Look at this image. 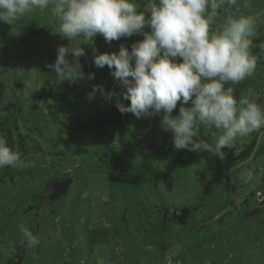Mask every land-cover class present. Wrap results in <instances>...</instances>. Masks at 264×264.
Listing matches in <instances>:
<instances>
[{
    "label": "rangeland",
    "instance_id": "rangeland-1",
    "mask_svg": "<svg viewBox=\"0 0 264 264\" xmlns=\"http://www.w3.org/2000/svg\"><path fill=\"white\" fill-rule=\"evenodd\" d=\"M136 3L144 10L150 0ZM262 13L264 0H237L217 11L212 29L230 14L256 16L250 52L257 49L264 60ZM58 23L50 10H37L13 26L0 23V98L14 104L0 111V119L13 116L6 140L28 165L0 168V264H264V152L249 153L252 134L225 146L239 157L232 166L222 155L219 164L208 165L201 151L176 150L173 134L161 127L163 111L137 119L117 109V102L130 103L123 98L127 84L108 67H96L94 56L118 51L121 44H107L97 34L80 44L86 53L79 58L82 79L50 73L47 65L55 62L58 47L71 43L57 32ZM142 38L121 39L131 46ZM232 87L237 99L264 107V63ZM36 126L42 133L32 130ZM199 135L216 144L202 126ZM53 150L61 155L49 154ZM101 152L133 158V166L112 173L96 156ZM49 179L68 186L53 199H39ZM246 205L260 211L247 216ZM180 209L188 211L185 224L169 215ZM21 226L39 238L38 245H26Z\"/></svg>",
    "mask_w": 264,
    "mask_h": 264
},
{
    "label": "clouds",
    "instance_id": "clouds-1",
    "mask_svg": "<svg viewBox=\"0 0 264 264\" xmlns=\"http://www.w3.org/2000/svg\"><path fill=\"white\" fill-rule=\"evenodd\" d=\"M225 4L236 5L237 0H150L144 10L136 0H0V23L13 26L37 10H50L59 21L57 32L71 42L59 46L55 62L47 65L60 80L83 78L82 42L97 34L108 43L133 34L142 36L131 44V51L121 45L118 51L94 56L96 67L108 66L114 79L127 84L123 98L130 103L117 102V109L137 119L163 111L161 127L173 134L176 150L212 151L199 135L204 126L215 139V153H220L237 138L255 132L264 136V107L247 98L237 99L232 87L256 70L258 58L250 52V38L257 17L230 14L213 31L217 11ZM73 69H78L75 75ZM178 101V114L173 115ZM0 103L6 101L0 98ZM5 166L28 165L0 134V168ZM252 178L249 173L247 179ZM20 231L28 247L39 244L27 227L21 226Z\"/></svg>",
    "mask_w": 264,
    "mask_h": 264
},
{
    "label": "trees",
    "instance_id": "trees-1",
    "mask_svg": "<svg viewBox=\"0 0 264 264\" xmlns=\"http://www.w3.org/2000/svg\"><path fill=\"white\" fill-rule=\"evenodd\" d=\"M262 17L264 18V13H262ZM145 29H150V28L146 25ZM20 32H21L22 35L25 33V31H23V30L20 31ZM106 43L114 45V46H117V47H119L120 44H121L124 47L128 48L129 51H131L130 44H128L126 41L122 40L121 38L118 39V40H113L110 43H108V42H106ZM20 45L22 46V44H20ZM252 55H255L258 58L257 64H263L264 63V60L262 59L261 54L258 52L257 49H255L253 51ZM176 59L179 62L180 59H178V58H176ZM106 67H108V66H106ZM50 73L55 75V73H53L52 71ZM13 108H14V104L12 102L6 101V103H0V111H4V110L5 111H10ZM12 118H13V116L12 117L4 116V118H2V120L0 119V134H1V132L5 133V137H7V138H10L9 128L12 129V127H11L12 124L9 123V122L12 120ZM14 124H15V126H14V128L12 130L13 132H14V130H16L15 127L18 125L17 119H15V123ZM7 125H8V127H6ZM33 125H35V124H33ZM202 128L204 129V133L207 136H210L211 138H213L212 135L209 133V131L204 126H202ZM32 130L42 133L40 128L37 127V126L35 128H32ZM252 136L249 139V143H248L249 145H247V148L249 149V153L253 152L254 156L255 155L257 156V155H259V153H263L264 152V136H262L261 133H259V132L252 133ZM259 136H260V140L257 143V145H255L256 140H257V138ZM46 139H48L51 143H53L52 146L54 147L55 143L52 140V138L46 137ZM62 139H63L64 145L66 146V148L68 150H71L70 143H69V137L65 136ZM210 148L212 149V151H209V152L201 151V156L205 159V161L208 163V165L215 164V163L219 164L220 163V155H222L223 158H225V160H226V162L228 163L229 166H232L233 165L232 163L237 158H239V157H236V156L234 157L233 156V153H232L233 149L232 148L223 147L220 150L221 154L220 153H215V143L211 144ZM19 149L18 150L22 151L23 152L22 154L24 155V152H26V151H24L25 150L24 146L21 143L19 144ZM25 154H27V153H25ZM49 154H53V155H56V156H60L61 155V153H59L57 150H53ZM96 156L105 163V166L112 173L115 172V173L122 174V173H125V172L129 171V169L133 166V161H134L133 158H119L118 156H113V155L109 156V155H107L106 153H103V152H101L99 154L96 153ZM25 158H21V159L25 160ZM4 168H9V167L7 166V167H4ZM210 168H213V166L212 167L210 166ZM162 179H163V182L166 184L167 188L170 190L171 186H172L171 185L172 184V180H171V178L169 176V173H165L163 175ZM53 181H54L53 179H49L48 181L45 182V185L47 183H50V182H53ZM38 195H39L38 196L39 199H44V200L45 199H49V198H47L46 196H44L42 194V191L39 192ZM247 207L248 206L246 205V209L243 211V213L245 215H247V216H254L260 211V209L257 206L250 207L249 209H247ZM164 215L166 216L167 212ZM169 215H173L174 219H176L178 222H180L182 224H185L186 223V217L188 215V211L186 209H182V210L180 209V210H175V211L173 210L171 213H169ZM7 264H16V262L14 260L10 259V260H8Z\"/></svg>",
    "mask_w": 264,
    "mask_h": 264
},
{
    "label": "water",
    "instance_id": "water-1",
    "mask_svg": "<svg viewBox=\"0 0 264 264\" xmlns=\"http://www.w3.org/2000/svg\"><path fill=\"white\" fill-rule=\"evenodd\" d=\"M67 186L68 185L66 180L57 181V183L55 184H50L47 189V192H50L48 198L53 199L58 194L63 193L66 190Z\"/></svg>",
    "mask_w": 264,
    "mask_h": 264
},
{
    "label": "flooded vegetation",
    "instance_id": "flooded-vegetation-1",
    "mask_svg": "<svg viewBox=\"0 0 264 264\" xmlns=\"http://www.w3.org/2000/svg\"><path fill=\"white\" fill-rule=\"evenodd\" d=\"M55 183H57V181H53V182L47 183L42 189V194L48 198L50 192H47V189L50 186V184H55Z\"/></svg>",
    "mask_w": 264,
    "mask_h": 264
}]
</instances>
